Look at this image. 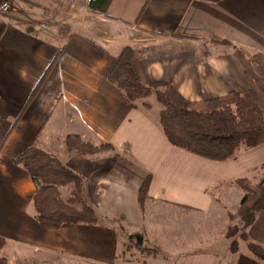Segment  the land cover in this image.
<instances>
[{"label": "crops", "instance_id": "1", "mask_svg": "<svg viewBox=\"0 0 264 264\" xmlns=\"http://www.w3.org/2000/svg\"><path fill=\"white\" fill-rule=\"evenodd\" d=\"M6 1L10 9L0 14V236L6 244L0 253L11 264L120 261V236L112 224H64L57 230L38 224L32 202L36 185L13 163L31 143L84 177V198L96 209L102 201L108 206L107 193L98 201L85 185L94 189L109 180L121 185L113 176L119 160L137 167L139 182L142 173L150 175L152 201L211 214L221 200L212 196L219 188L222 206H238L243 194L228 182L264 162V144L224 162L188 153L168 142L159 120L144 110L146 99L129 106L107 75L120 47L169 38L182 49L139 57L147 81L171 79L192 101L240 91L248 85L234 53L200 55L191 47L230 41L264 54V0H112L105 14L88 11V0H73L68 10L69 0ZM69 133L112 143L115 150L68 155ZM118 205L111 201L108 209L125 215ZM247 233L264 246V211ZM175 264L264 263L250 253L195 249Z\"/></svg>", "mask_w": 264, "mask_h": 264}, {"label": "trees", "instance_id": "2", "mask_svg": "<svg viewBox=\"0 0 264 264\" xmlns=\"http://www.w3.org/2000/svg\"><path fill=\"white\" fill-rule=\"evenodd\" d=\"M112 0H88V11L105 14ZM217 1V0H213ZM69 0L66 10L72 5ZM232 47L240 62L248 87L244 91H231L225 95L201 100L184 98L171 79L148 82L139 64V55L131 45L118 49L107 78L124 95L127 104L137 107L139 101L155 96L161 105L159 124L168 142L188 153L216 162L235 158L241 149H253L264 144V55L250 53L243 47ZM145 101V100H144ZM144 105H147L145 102ZM68 154L91 156L115 150L112 143H93L79 134L69 133L64 139ZM36 185L32 196L38 224L44 229L57 230L64 224L96 223L92 208L82 195V177L70 170L54 153L31 143L13 158ZM264 170V162L261 164ZM73 184L69 199L61 197L59 186ZM150 175H145L137 190L138 206L143 211L149 199ZM243 195L235 211L240 226L233 225L225 236L233 238L235 232L246 242L249 253L264 263V246L251 240L247 229L264 211V174L258 183L240 176L233 180ZM228 218L233 216L227 212ZM6 240L0 236V251ZM229 252L237 253L235 238ZM0 264H11L0 253Z\"/></svg>", "mask_w": 264, "mask_h": 264}, {"label": "rangeland", "instance_id": "3", "mask_svg": "<svg viewBox=\"0 0 264 264\" xmlns=\"http://www.w3.org/2000/svg\"><path fill=\"white\" fill-rule=\"evenodd\" d=\"M167 40L170 39L164 38L162 40H150L140 43L141 45L138 44L139 42H132L130 45L135 48L139 57L142 59L152 58L158 54L162 55L171 50L182 49V47L179 46L174 47L173 43L169 44ZM230 44L233 45V43ZM240 46L250 53L258 52L256 49L257 47L255 46ZM191 48H194L200 55L202 53L212 55L226 52L233 53L232 47L223 43H212L209 46L204 47L192 46ZM246 88L247 86L240 91H244ZM145 101L147 105H143L144 110H147L150 115L159 120L161 105L156 100L155 96L151 95L146 98ZM250 150L251 149H241L238 155L248 153ZM72 155H74V153ZM118 163L120 165L115 164V166H119V168L115 171L116 174L114 173L113 176L119 177L120 180H118V182H120L121 185H117V181L116 185L114 182L112 184L110 183V185L108 184L110 180L109 182L102 181L99 185H95L94 189H90L88 185H85L86 191L87 189L89 190L87 192L92 191L94 193V199L99 201L104 197V194L107 193L104 199L108 206L111 204V201L118 202L120 203L118 207L126 210L125 215H122V213L117 210L108 209V206L104 207L105 205L103 201L99 202L100 206L96 209L90 204V201H87L85 198V201L92 208L98 223H108L118 228L120 236L119 248H121L118 253V257L120 258L118 264H175L178 256L194 251L195 249L215 250L216 252L226 253L229 252L228 247L233 238L237 241V252L249 254V251L246 248V242L241 240L238 231L235 232L233 238H227L225 236L228 227L230 228L233 225L240 226L241 224L239 218L236 217L237 215L235 214L237 206L235 207V205L231 204L230 208L222 206V194H217L220 191L219 188L218 190L213 191L212 196H216L221 200L215 198L217 199L216 201L219 202V206H216L218 209L214 210L215 212L211 214L202 215L191 213L182 208L178 209L174 206L168 205L162 201H152L150 198L146 201V209L142 211L139 208V211L137 208L138 200L136 199L137 190L141 183L137 177V173H139L137 171L138 169L136 166L128 164L123 160H119ZM124 171L128 172V174H122ZM263 174L264 170L260 165L250 172L244 173L242 176L248 177V179L255 184L261 180ZM145 175L147 174L142 173L143 179ZM81 177L84 179L83 176ZM82 183L84 184V180ZM228 183L232 184L233 180ZM108 185H110V189L107 188ZM233 187L235 186L233 185ZM81 188L83 195L84 188L83 186H81ZM235 188L240 193L242 192L239 188ZM73 189V184L59 186L61 197L69 199ZM234 194L235 193H232V196H234ZM101 203H103V205H101ZM227 212L231 213L230 216L234 215L232 220L228 218ZM135 235H141L142 237V246L140 248L135 245ZM228 257L229 255L227 258ZM121 261H123V263ZM223 262L226 263V259H224Z\"/></svg>", "mask_w": 264, "mask_h": 264}, {"label": "built area", "instance_id": "4", "mask_svg": "<svg viewBox=\"0 0 264 264\" xmlns=\"http://www.w3.org/2000/svg\"><path fill=\"white\" fill-rule=\"evenodd\" d=\"M10 9V3L6 0H0V14H5Z\"/></svg>", "mask_w": 264, "mask_h": 264}, {"label": "water", "instance_id": "5", "mask_svg": "<svg viewBox=\"0 0 264 264\" xmlns=\"http://www.w3.org/2000/svg\"><path fill=\"white\" fill-rule=\"evenodd\" d=\"M135 239H136V247L140 248L142 246V237L141 235H135Z\"/></svg>", "mask_w": 264, "mask_h": 264}]
</instances>
